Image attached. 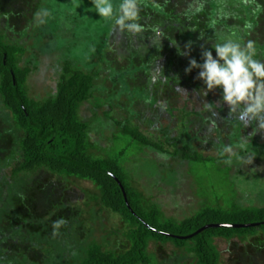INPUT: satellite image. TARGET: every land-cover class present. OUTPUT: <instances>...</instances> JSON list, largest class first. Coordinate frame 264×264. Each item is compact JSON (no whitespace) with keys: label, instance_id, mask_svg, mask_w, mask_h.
Returning a JSON list of instances; mask_svg holds the SVG:
<instances>
[{"label":"trees","instance_id":"obj_1","mask_svg":"<svg viewBox=\"0 0 264 264\" xmlns=\"http://www.w3.org/2000/svg\"><path fill=\"white\" fill-rule=\"evenodd\" d=\"M112 2L117 7L121 0ZM19 4L34 5L32 14L34 21L38 20V34L26 37L37 49L11 38L0 26V264H161L151 246L166 244L173 246L166 264H183L187 260L189 264H224L216 239L230 242L235 237L246 240L257 232L264 235V205L258 207L253 201L244 204L239 199L225 207L207 206L176 221L163 212L160 204L145 197L130 164L138 161L137 156L152 164L161 163L168 152L164 143L149 139L134 123V100L139 94L129 90L130 70L127 76L114 73L116 69L103 57L104 38L117 34L114 22L100 17L91 0H24ZM19 4L17 0H0V18L4 16L3 8L17 29L23 28L20 16L26 13L17 10ZM142 5L145 11L138 10L137 22L143 31H120L121 46L136 60L143 50L156 49L159 52L155 53L169 56L168 44L176 41L173 31L180 13L167 0L145 1ZM30 24L26 21L22 35L27 34ZM182 37L185 40L186 36ZM50 43L64 47L63 58L57 64L58 68L63 66L54 90L35 96L29 79L41 75L38 49ZM80 45L85 49L83 57L71 56L74 46ZM124 96L128 98L127 116L123 120L114 118V109L120 108L118 103ZM85 104L94 110L90 118L81 114ZM97 111L102 112L100 120L96 119ZM95 126L106 131L101 135ZM239 131L235 125L237 143L249 144L238 138ZM183 142L166 139V145L174 148L172 157L176 161H172L179 167L185 166L187 171L188 165L215 162L216 158H205ZM247 155L250 153L241 147L229 160L245 161ZM217 158L226 159L222 150ZM244 165L237 174L245 175L243 182L248 191L260 195L264 187H255L252 170L244 171ZM164 166L161 163L157 169ZM34 173L69 185L88 183L91 189H83L88 198L84 209H75L73 201L66 200L65 192L27 194L23 181ZM261 177L264 178L258 175ZM173 178L168 182L171 187L176 186ZM107 211L118 216L123 227L109 231L101 227L103 237L93 239L90 235L94 232L86 227V221L95 223L100 213ZM60 220L65 223L58 230L60 234L54 235L53 224ZM81 230H85L83 235ZM107 234L120 235L114 248L107 246Z\"/></svg>","mask_w":264,"mask_h":264},{"label":"rangeland","instance_id":"obj_2","mask_svg":"<svg viewBox=\"0 0 264 264\" xmlns=\"http://www.w3.org/2000/svg\"><path fill=\"white\" fill-rule=\"evenodd\" d=\"M23 1L17 0L18 4ZM145 1L151 2L152 0H137V3L140 2L138 10L140 9L141 13L145 11L142 5ZM167 2L171 8L180 13L182 19L176 22L177 25L173 31L177 37L175 39L177 43L174 42L171 46L168 44L169 56L155 53L159 52L155 49L154 52L150 50L139 52L137 60L135 57H129L120 44L121 30L118 27H116L115 36L106 37L102 42L104 49L106 48L105 51L103 49V57L116 69L114 73L126 74L130 70L128 73L131 76L128 77L129 74H126L129 78L127 79L129 90L139 94V97L134 100L136 113L134 123L138 130L149 139L164 143V148L168 152L167 156H163L164 161L160 159L165 165L160 170L157 169L161 167L160 162L156 161L152 164L143 160L141 156H137L138 161L135 160V164H130L133 177L141 184L144 196L160 204L163 212L171 215L170 217L176 221L191 217L204 207L216 204L225 207L239 199H242L244 204L253 201L254 205L261 207L264 205V192L259 195L248 191V185L243 182L245 175L237 173L244 163L248 162L243 170L247 172L252 170L250 174L256 181L255 187H264V178H258V175L264 176V129L259 127L256 120L241 121L239 109L236 113H231L229 106L221 101L219 89L205 96L202 88L204 87L203 82L196 79L199 69H194L190 74L186 73L185 69L193 58L198 63H203L201 46L210 48L211 43L220 42L226 38L241 40L245 44L249 40L253 41L256 48L255 58L264 61V0H199L204 4V11L194 16L190 15L192 10L190 6L194 5L195 0H167ZM16 6L19 12L21 9L26 12L20 16L23 28L26 21L31 22L26 29L27 34L22 35L24 32L22 26L18 29L12 26L10 16L8 17L3 8L1 12L4 16L0 18V26L7 30L11 38L30 45L32 42L26 36L35 33L37 37L38 34V20L34 21L32 14L34 5L32 7L26 4ZM85 16L89 18V15ZM18 17L19 15H16V19ZM249 24L251 28L246 27ZM11 26L13 29L10 28ZM63 32L66 34V31ZM63 34L60 33L64 36ZM182 36H186L185 40ZM83 37L86 38L85 35ZM87 42L83 40L84 44ZM58 43L45 44L38 49V54L41 56L39 57L41 75L29 79L30 91L35 96L42 97L48 90L52 91L55 88L57 76L61 73L59 68L63 66L60 64L58 68L57 65L59 60H62L64 50V47H60ZM189 43H191L190 49ZM31 47L37 49V46L30 45L29 48ZM74 47L70 51L71 56L77 54L83 57L84 47L82 45ZM88 52H90L89 48ZM181 52L187 54L181 55ZM213 55L215 57L214 50ZM170 71H175V73L172 74ZM165 72L168 76L164 74ZM107 86L111 87L109 83ZM127 100L125 96L121 98L118 103L120 108L114 109V118L122 120L126 118ZM208 105H211L210 109L206 107ZM93 111L88 104L81 108L83 117L90 118ZM97 113L99 117L96 119H102V112L97 111ZM235 125L240 129L238 138L249 143L243 146L250 153L245 161L242 159L229 160L239 153L243 145L237 143L234 137ZM100 127L102 128L101 125ZM95 129L99 130L101 135L106 131L104 128L100 130L98 126H95ZM176 138L184 140V144L188 143L193 151L200 153L203 157L216 158L215 162L188 165L189 170L187 171L185 166L179 167L178 162L173 163L172 161L175 160V157H172L174 148L166 145V139ZM232 142L236 145L232 146ZM226 146L232 147L231 153L224 152ZM221 150L226 159L217 158ZM156 157L158 158L157 155ZM171 178L174 179L175 187H171L168 183ZM249 178H251L250 175ZM23 182L26 186L24 187L25 192L33 196H40L46 190L54 193L65 192L66 200L73 201L72 206L75 209L76 206H82L81 208L84 209V203L88 201V198L83 189H91L88 183L64 184L42 173L31 174ZM86 225L94 232L89 234L93 239L103 237L104 234L99 233L101 227L105 231L120 230L123 227L119 217L108 211L100 213L95 223L87 220ZM80 232V235H83L85 230ZM58 234H60L59 231ZM119 236V234L117 236L107 234V246L114 248L119 242ZM215 245L224 264H264V235L260 232L249 235L246 240L239 237H235L230 242L216 239ZM151 249L156 253L161 264H166L172 256L173 246L171 244L157 245L151 246ZM33 254L38 256L36 251H33ZM190 262L187 260L183 264Z\"/></svg>","mask_w":264,"mask_h":264},{"label":"clouds","instance_id":"obj_3","mask_svg":"<svg viewBox=\"0 0 264 264\" xmlns=\"http://www.w3.org/2000/svg\"><path fill=\"white\" fill-rule=\"evenodd\" d=\"M91 3L100 17L114 22V28L118 27L121 31L127 30L133 34L143 31L142 25L137 22V0H121L117 7H114L112 0H91ZM190 8V15L194 16L204 11V4L195 0ZM246 27L251 28V25ZM188 47L191 48V43ZM255 56L253 41L249 40L245 44L241 40L226 38L211 43L210 48L201 46L203 63H198L193 58L185 72L190 74L194 69H199L196 79L203 82L205 96L219 89L221 101L229 106L231 113H236L239 109L241 121L256 120L259 127L264 129V61L256 59ZM206 107L210 109L211 105ZM224 152L231 153L232 147L226 146ZM64 223V220H60L53 224L54 235L58 234Z\"/></svg>","mask_w":264,"mask_h":264}]
</instances>
